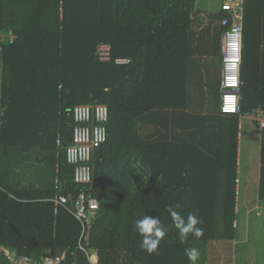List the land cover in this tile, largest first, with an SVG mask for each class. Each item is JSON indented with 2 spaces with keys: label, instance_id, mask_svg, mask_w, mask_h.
Wrapping results in <instances>:
<instances>
[{
  "label": "trees",
  "instance_id": "1",
  "mask_svg": "<svg viewBox=\"0 0 264 264\" xmlns=\"http://www.w3.org/2000/svg\"><path fill=\"white\" fill-rule=\"evenodd\" d=\"M195 4L0 0V37L13 36L0 52V164L13 152L34 154L54 172L49 189L0 184V246L13 259L62 257L64 264H92L78 248L80 222L67 207L55 214L56 179L70 200L89 191L100 201L91 241L98 264H190L189 247L200 251L198 264H207L209 243L235 240L240 121L257 110L264 113V81L263 89L255 82L259 62L264 70V0H244L241 115L220 110L216 117L188 111L191 70L206 52L191 31ZM226 30L220 24L219 36ZM102 44L111 47L109 62L98 58ZM118 59L130 63L117 64ZM79 105L109 108V138L95 150L91 186L74 182L75 167L66 157L75 128L71 111ZM206 123L217 125L211 151L198 140ZM145 126L151 128L147 134ZM177 130L187 133L173 135ZM261 164L264 202V130ZM176 205L185 218L194 212L203 221V237L180 242L167 211ZM145 214L167 228L152 255L141 249L134 229Z\"/></svg>",
  "mask_w": 264,
  "mask_h": 264
},
{
  "label": "crops",
  "instance_id": "2",
  "mask_svg": "<svg viewBox=\"0 0 264 264\" xmlns=\"http://www.w3.org/2000/svg\"><path fill=\"white\" fill-rule=\"evenodd\" d=\"M244 3V0H242ZM224 0L219 2V5L212 3V0H196L194 15L191 20L194 23L191 31L196 33V43L203 44L205 47V56L202 58L200 68L195 67L194 82L188 83L189 93V107L190 114L201 115L205 117L219 116L221 106V75H222V46L223 35L220 37L218 29L220 21L216 19L217 15L225 14L222 11ZM4 40H13L12 35L3 36ZM219 60V65H216L215 60ZM260 62L257 64V71L255 74V82L258 89H263L261 82L264 81V70ZM2 85L0 79V126L3 116L2 108ZM262 113L257 110L253 114L241 117L239 129V145H238V179L236 185L239 195L236 200V238L231 243L225 246L228 248V254L233 255L232 246L236 248H246L241 254H245L251 244L255 243V233L257 225L261 224V219L264 217V202L259 199V185L261 175V154H262V132L258 123L255 120L257 113ZM264 114V113H263ZM217 125L209 126L206 123L205 127L201 129L198 137L201 142L205 143V147L211 151V143H214ZM150 127H144L143 133L147 134ZM187 133V132H186ZM184 132L177 130L173 135L184 137ZM34 154L23 155L20 152L12 153L10 159L4 160L0 165V184L8 186L11 189H28L36 190L38 188H47L46 186L51 182V173L49 169L36 158ZM23 158H27L23 161ZM4 164H6L4 166ZM243 203L244 218L238 219L241 214L239 204ZM256 215L255 217L253 215ZM254 217V218H253ZM260 218V220L258 219ZM227 241V240H223ZM221 241L214 243L215 254L210 253L208 248L207 264H224L227 257L223 255L226 247L220 246ZM210 245V243H209ZM208 245V246H209ZM224 247V248H223ZM5 250L0 246V264L8 260L10 264V257H8ZM9 253V252H8ZM217 254H221L217 255ZM237 254V253H236ZM216 255V256H215ZM255 253L253 254V258ZM5 258V260H3ZM12 258V257H11ZM99 261V257H94L93 261ZM224 261V262H223ZM6 262V261H5ZM91 262V261H90ZM253 264V263H252Z\"/></svg>",
  "mask_w": 264,
  "mask_h": 264
},
{
  "label": "built area",
  "instance_id": "3",
  "mask_svg": "<svg viewBox=\"0 0 264 264\" xmlns=\"http://www.w3.org/2000/svg\"><path fill=\"white\" fill-rule=\"evenodd\" d=\"M222 11L227 14L220 24L227 28L223 35L222 75H221V113L224 115H241L242 97V63L244 52V3L242 0H224ZM4 39L0 37L1 44ZM98 58L102 62L111 61V47L106 44L98 48ZM117 64H129L130 60L118 59ZM75 122L73 143L67 147V162L75 167L74 182L83 186H91L94 182V167L92 165L95 150L106 144L109 138L107 124L109 108L106 105H79L71 111ZM255 120L261 130H264V114L257 113ZM60 145V141L58 142ZM239 181H237L238 183ZM58 191L53 202L55 214L61 207H67L82 226L79 249L85 252L92 264L98 257V251L91 248L92 231L96 214L100 210V201L89 191L80 194L77 200H71L63 194L62 185L56 179ZM239 192L237 191V196ZM71 206L68 207V204ZM5 254L10 257L8 252ZM12 264H64L62 257H48L42 262L30 263L26 260H15ZM72 264H78L73 262Z\"/></svg>",
  "mask_w": 264,
  "mask_h": 264
},
{
  "label": "clouds",
  "instance_id": "4",
  "mask_svg": "<svg viewBox=\"0 0 264 264\" xmlns=\"http://www.w3.org/2000/svg\"><path fill=\"white\" fill-rule=\"evenodd\" d=\"M178 208H180V205H176L175 207L169 206L167 211L172 219L173 226L178 231L180 242L185 243L189 235L196 239L203 237V221L197 214L194 212L189 213L187 218H185L177 211ZM134 229L141 237V249L149 255L158 253L159 246L167 233V228L161 219L145 214L141 219L135 221ZM185 255L190 264H198L201 254L197 248L189 247L185 249Z\"/></svg>",
  "mask_w": 264,
  "mask_h": 264
},
{
  "label": "rangeland",
  "instance_id": "5",
  "mask_svg": "<svg viewBox=\"0 0 264 264\" xmlns=\"http://www.w3.org/2000/svg\"><path fill=\"white\" fill-rule=\"evenodd\" d=\"M221 0H212L213 4H216L217 6L219 5V2ZM202 63V60H197L196 65L198 66V69L200 68V65ZM216 65H219V60L216 59L215 60ZM197 70H195V68H193L191 70V74L195 73ZM195 75V74H193ZM49 173H51V178L54 177V172H52L49 169ZM243 203L240 202L239 204V210L241 212V214L238 216L239 220H242L244 218V208H243ZM254 217L256 216L255 214L253 215ZM253 217V218H254ZM260 220V218H258ZM255 243L251 244L249 249L247 250V252L243 255L241 254L243 250H246V248H241L238 247L236 248V246H232L231 250L233 251V255H229L228 254V248L226 247L228 245V243L232 244V241H221L220 242V246L224 245V247H226L225 249V253L223 256L227 259L225 261L224 264H264V217L263 219H261V224L259 223L257 225V230L255 233ZM214 243H210V245L208 246V248L210 249V253L215 254V247L213 246ZM223 247V248H224ZM237 253V254H236ZM255 253V257L253 258V254ZM220 255L221 254H217ZM216 256V255H215ZM224 262V261H223ZM219 264V262L217 263Z\"/></svg>",
  "mask_w": 264,
  "mask_h": 264
},
{
  "label": "water",
  "instance_id": "6",
  "mask_svg": "<svg viewBox=\"0 0 264 264\" xmlns=\"http://www.w3.org/2000/svg\"><path fill=\"white\" fill-rule=\"evenodd\" d=\"M74 200L71 198V202H73Z\"/></svg>",
  "mask_w": 264,
  "mask_h": 264
}]
</instances>
